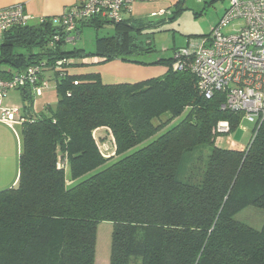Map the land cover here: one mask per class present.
I'll use <instances>...</instances> for the list:
<instances>
[{
    "label": "trees",
    "instance_id": "obj_1",
    "mask_svg": "<svg viewBox=\"0 0 264 264\" xmlns=\"http://www.w3.org/2000/svg\"><path fill=\"white\" fill-rule=\"evenodd\" d=\"M182 5L178 0L162 24ZM107 23L115 33L97 37L90 51L67 49L76 40L67 42V32L50 23L3 36L0 63L16 71L64 57L72 62L55 76V110L32 111L34 96L23 90L32 103L21 123L18 183L0 189V264H95L101 221L113 223L110 264H264V217L260 227L236 217L248 206L264 210V122L256 133L254 125L244 149L221 146L219 137L244 119L222 108L225 94L206 97L190 67L175 68L176 47L169 57L149 58L154 29L97 16L77 30ZM133 32L147 36L143 44ZM15 46L39 51L20 54ZM93 56L162 64L168 71L115 84L99 73L69 72ZM221 121H228V131L218 129ZM100 127L112 132L115 157L103 154L95 134Z\"/></svg>",
    "mask_w": 264,
    "mask_h": 264
},
{
    "label": "built area",
    "instance_id": "obj_2",
    "mask_svg": "<svg viewBox=\"0 0 264 264\" xmlns=\"http://www.w3.org/2000/svg\"><path fill=\"white\" fill-rule=\"evenodd\" d=\"M131 12L128 0H82L66 7L59 15L42 16L40 25L52 24L67 32L66 41L76 39L77 26L91 18L102 16L120 22ZM168 16L169 9L155 15ZM32 15L23 3L0 8V41L4 34L16 27L31 25ZM234 24L231 31L225 27ZM62 35L56 32L54 40ZM71 58L57 59L53 65L46 61L33 63L15 71L9 77L0 75V120L13 126L26 119V111L18 106H5L3 100L15 89L41 95L55 80L68 71ZM173 65L177 69L190 67L198 79L200 91L208 98L216 92L225 94L223 109L241 112L253 122L255 133L264 122V0H230L212 31L199 38H188L174 50ZM218 129L228 131V121H221Z\"/></svg>",
    "mask_w": 264,
    "mask_h": 264
},
{
    "label": "crops",
    "instance_id": "obj_3",
    "mask_svg": "<svg viewBox=\"0 0 264 264\" xmlns=\"http://www.w3.org/2000/svg\"><path fill=\"white\" fill-rule=\"evenodd\" d=\"M128 1L131 3V12L126 14V18H128L133 24L137 26L156 30L160 28L164 17L166 16L159 14L155 15V13L160 9L172 10L178 0ZM81 2L82 0H0V8L11 6L17 3H23L27 13L33 17L31 26H39L40 24L38 19L40 17L59 15L65 10L66 7L80 4ZM154 17H158L160 20L155 22L153 20ZM106 25H112L113 27L115 26L113 23H107L102 27H105ZM81 32V29L77 30V38L80 36ZM153 38H155V36ZM0 43H2V40ZM14 51L16 53L27 55L32 52H38L39 50L38 48L15 46ZM1 54L2 49L0 47V55ZM79 62H82L83 64L79 66H71L69 68V72L71 74L99 73L103 82L107 84L140 82L149 78L162 76L168 71V67L162 64H140L124 61L119 58L105 61L103 57L93 56L82 58L79 60ZM8 70L15 72L17 69L9 63H0V71H5V73H0L1 76H10V74H8ZM17 93H21L22 101H24L23 90L15 89L9 92L8 96L3 100V105L15 106L14 104L17 103L19 105V102L16 101ZM46 104L48 103L43 105L44 108ZM42 110H35L34 104L32 105V111L40 113ZM95 134L103 154L106 157H115L116 146L112 132L104 127H100L95 130ZM222 140V137H219L218 142L223 147L235 149H244L246 147L237 146L236 144L222 145ZM20 141L21 138L17 130V123L11 126L8 123L0 120V189L16 186L18 183L20 172V154L22 149V144Z\"/></svg>",
    "mask_w": 264,
    "mask_h": 264
},
{
    "label": "rangeland",
    "instance_id": "obj_4",
    "mask_svg": "<svg viewBox=\"0 0 264 264\" xmlns=\"http://www.w3.org/2000/svg\"><path fill=\"white\" fill-rule=\"evenodd\" d=\"M230 5V0H183V9L180 11L176 18L172 20H166L154 36L153 45L155 51L151 53L149 58H156L157 56L169 57L173 54L174 47L184 45L188 38H199L209 34L212 28L217 25L225 9ZM171 11V10H170ZM167 17V15H166ZM164 17V18H166ZM156 22L160 20L158 17H154ZM234 24L225 27V31H231ZM81 29V34L77 38L75 33L72 36L76 37L75 43H69L66 45L67 49H72L74 46L85 48L86 50H94L97 37L109 36L115 33V28L112 25H106L105 27L97 30L92 26H84ZM137 43L144 42L146 35L136 34ZM143 44V43H142ZM15 106L21 107L23 111L25 106H31V100L27 99L22 101L21 93H17ZM58 96L56 89V82L52 80L50 86L46 88L41 95H36L33 98V104L35 110H44L49 113L51 109L55 110L57 106ZM48 103L50 109L45 110L43 105ZM47 105V104H46ZM46 107V106H45ZM184 115L176 117L163 127L158 134L166 131L168 128L176 124ZM166 120L169 119V114L162 115ZM164 119L159 120L163 122ZM17 130L20 134L22 144V125L17 123ZM254 123L246 119H243L239 127L228 134L222 136V145L236 144L237 146H247L254 134ZM103 133V132H101ZM233 142V143H232ZM22 146V145H21ZM209 151V147L207 148ZM236 217L254 227H260L262 224V218L264 217V210L248 206L240 211ZM112 232L113 223L110 221H101L97 225V242H96V254L95 264H110L111 246H112Z\"/></svg>",
    "mask_w": 264,
    "mask_h": 264
},
{
    "label": "water",
    "instance_id": "obj_5",
    "mask_svg": "<svg viewBox=\"0 0 264 264\" xmlns=\"http://www.w3.org/2000/svg\"><path fill=\"white\" fill-rule=\"evenodd\" d=\"M56 28H59V27H56Z\"/></svg>",
    "mask_w": 264,
    "mask_h": 264
}]
</instances>
